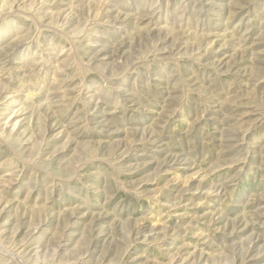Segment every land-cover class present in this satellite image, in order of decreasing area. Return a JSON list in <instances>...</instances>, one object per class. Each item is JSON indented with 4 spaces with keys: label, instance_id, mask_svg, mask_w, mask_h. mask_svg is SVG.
<instances>
[{
    "label": "rangeland",
    "instance_id": "obj_1",
    "mask_svg": "<svg viewBox=\"0 0 264 264\" xmlns=\"http://www.w3.org/2000/svg\"><path fill=\"white\" fill-rule=\"evenodd\" d=\"M0 264H264V0H0Z\"/></svg>",
    "mask_w": 264,
    "mask_h": 264
}]
</instances>
